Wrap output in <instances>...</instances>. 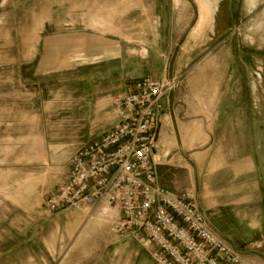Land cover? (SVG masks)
<instances>
[{
	"label": "rangeland",
	"instance_id": "374dc122",
	"mask_svg": "<svg viewBox=\"0 0 264 264\" xmlns=\"http://www.w3.org/2000/svg\"><path fill=\"white\" fill-rule=\"evenodd\" d=\"M208 1H216L214 22L196 38L195 0H0V264H156L133 240L111 235L106 219L98 227L104 208H44L71 157L109 129L114 100L148 74L174 79L171 95L218 88L245 110L238 120L252 121L251 140L236 125L225 145L261 143L264 0ZM113 9L121 34L92 24ZM82 45L89 60H68ZM158 174L171 181L165 168Z\"/></svg>",
	"mask_w": 264,
	"mask_h": 264
},
{
	"label": "built area",
	"instance_id": "2783aa9c",
	"mask_svg": "<svg viewBox=\"0 0 264 264\" xmlns=\"http://www.w3.org/2000/svg\"><path fill=\"white\" fill-rule=\"evenodd\" d=\"M176 85L146 76L118 96L109 129L71 157L44 208L54 214L102 207L110 234L133 240L156 264H253L216 232L193 190L160 184L157 135Z\"/></svg>",
	"mask_w": 264,
	"mask_h": 264
},
{
	"label": "crops",
	"instance_id": "0c3cea01",
	"mask_svg": "<svg viewBox=\"0 0 264 264\" xmlns=\"http://www.w3.org/2000/svg\"><path fill=\"white\" fill-rule=\"evenodd\" d=\"M133 1L122 0L125 5ZM195 1L199 15L193 36L198 38L214 22L217 6L216 1L207 0L205 4L204 0ZM247 2L255 5L254 0ZM175 3L179 5L180 0ZM116 12V9L97 12L92 15V24L106 32L121 34L112 23ZM82 48L83 45L78 46L68 60H89ZM112 50L98 51L100 56H109L114 53ZM199 87L202 88L189 86L184 92L175 91L166 104L156 151L171 181L159 179L160 184L176 192L193 190L216 232L243 251L249 262L264 264V128L259 134V145L248 143L241 150L226 146L225 141L235 138L230 134L231 126H242L241 139L251 140L252 121L247 115L238 120L245 110L233 100H223L224 94L218 88ZM105 219L106 211L93 221L100 227ZM139 251L149 256L140 247Z\"/></svg>",
	"mask_w": 264,
	"mask_h": 264
}]
</instances>
